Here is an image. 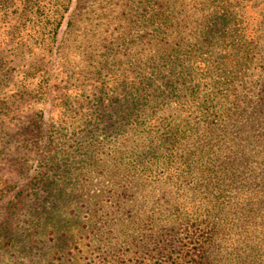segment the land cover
<instances>
[{
	"label": "trees",
	"instance_id": "1",
	"mask_svg": "<svg viewBox=\"0 0 264 264\" xmlns=\"http://www.w3.org/2000/svg\"><path fill=\"white\" fill-rule=\"evenodd\" d=\"M148 9L154 34L108 76L130 80L111 92V121L39 125L29 189L86 212L89 264H264V0Z\"/></svg>",
	"mask_w": 264,
	"mask_h": 264
},
{
	"label": "rangeland",
	"instance_id": "2",
	"mask_svg": "<svg viewBox=\"0 0 264 264\" xmlns=\"http://www.w3.org/2000/svg\"><path fill=\"white\" fill-rule=\"evenodd\" d=\"M22 1L0 2V264H89L94 252L78 229L86 212L63 213L70 196L29 189L38 168L30 139L39 125L83 126L101 113L111 121V92L130 80L114 87L109 73H122L128 50L154 34L157 22L146 15L154 0Z\"/></svg>",
	"mask_w": 264,
	"mask_h": 264
}]
</instances>
